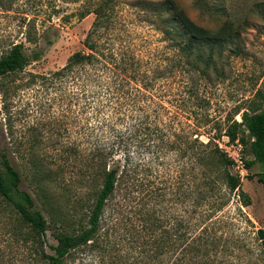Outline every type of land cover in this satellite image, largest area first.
Wrapping results in <instances>:
<instances>
[{
	"label": "trees",
	"instance_id": "obj_1",
	"mask_svg": "<svg viewBox=\"0 0 264 264\" xmlns=\"http://www.w3.org/2000/svg\"><path fill=\"white\" fill-rule=\"evenodd\" d=\"M4 1L10 0H0V4ZM116 2L95 0L91 8L80 12V18L95 14L84 49L72 53L58 69L28 71L41 54L28 56L23 43L7 49L0 46V111L5 122L0 136L6 140L0 139V264H14L17 253L23 254L26 264H73L70 260L77 249L99 248L109 200L123 185L136 191L143 171L147 175L159 172L160 184L152 189L160 191L157 195L162 203L167 206L174 201L185 209L180 220L168 215L169 206L161 209L164 215H158L154 205L147 209L146 202L132 210L139 227L134 223L129 230L140 241L138 256L146 264H217L218 255L230 250L228 244L218 249L217 232L223 228L219 213L232 195H238L244 206L251 203L240 174L233 171L235 160L216 142V136L222 137V128L202 123L214 117L201 83L209 79L211 71H217L221 47L229 45L232 53H240L235 43L248 18L227 12L217 0H195L211 13L223 12L225 19L212 28L195 21L177 0L161 1L156 3L160 7L153 20L167 51L143 56L142 49L127 36H107L115 21ZM32 92L25 107L16 105V98ZM39 94L43 102L38 100ZM52 95H56L60 111L55 122L64 129L60 134H69L68 124L73 123L77 139L61 143L59 157L48 160L38 154L42 142L39 123L30 126L27 121L35 131L29 140L27 124L19 128L17 121L27 118L35 106L46 109L48 103L51 107ZM255 97L248 109L237 112L242 120L232 119L224 133L228 143L239 140L243 147L246 133L251 137L253 158H243L247 170L256 162L264 164V90L259 89ZM204 133L208 141L202 139ZM10 154L20 160L22 173ZM71 162L79 167L82 183L101 179L89 213L79 216V225L72 231L68 228L76 224V213L52 212L49 221L37 205V198H49L57 175H51L57 172L51 166L66 168ZM23 176L37 197L22 189ZM257 177L264 183V171ZM238 210L242 215V209ZM52 226L57 244L50 245L53 253H49L47 234ZM257 239H262L264 247V229H257ZM4 247L9 259L2 252Z\"/></svg>",
	"mask_w": 264,
	"mask_h": 264
},
{
	"label": "rangeland",
	"instance_id": "obj_2",
	"mask_svg": "<svg viewBox=\"0 0 264 264\" xmlns=\"http://www.w3.org/2000/svg\"><path fill=\"white\" fill-rule=\"evenodd\" d=\"M95 0H10L0 4V46L9 48L13 44L23 43L26 54L30 57L34 53L41 54L38 60H32L28 71L35 73H45L58 69L66 64L69 56L77 50L84 49L83 41L87 36L95 14L89 13L86 17L80 18V12L87 11L92 7ZM164 0H117L114 5L113 15L115 21L106 32L107 36L122 35L142 49L143 56L155 53L153 56L167 51L164 47L166 42L163 34L158 30L153 18L157 15L159 3ZM189 13V15L201 25L207 27H217L224 19L223 12L216 15L195 4V0H177ZM229 13H235L240 17L248 18V25L243 30L242 37L235 45L240 46V53H232V46L221 47V56L216 61L217 71H211L209 79L201 81L202 88L207 98L210 99V113L213 119L204 125L215 124L222 128L221 138L218 136L216 142L228 154L237 155L239 144L235 147L227 148V136L225 129L232 119L242 120L239 110L248 109L255 100V95L259 89L264 90V0H217ZM166 13L165 15H168ZM125 39V38H124ZM120 43V42H118ZM216 53L218 52L219 48ZM2 51L0 50V55ZM34 92L25 93L23 98H16V105L25 107L28 97H33ZM38 100L44 101L43 95L39 94ZM50 107L46 104V109H39L35 106V111L31 112L27 118H18L17 127L22 125L27 131L29 140L35 131L29 128L39 123L42 131L39 138L41 148L38 154L48 160L50 157L58 158L61 154V143L74 141L77 139L76 124H68V133L60 134L64 131L55 119L60 111L54 100ZM2 97L0 93V110L2 108ZM50 111V113H49ZM30 119V120H29ZM26 122V123H25ZM4 114L0 111V133L4 128ZM51 123L50 125H48ZM1 135V134H0ZM247 144L241 150L242 157L252 159L250 141L251 137L246 133ZM3 141L5 137L2 135ZM204 141H208V135H202ZM6 141V140H5ZM60 142V143H59ZM5 144L3 142L2 146ZM231 149V150H230ZM14 166L21 172L20 160L15 154H10ZM60 160L58 159L57 162ZM72 164V165H71ZM66 168L51 167L57 172H52L53 184L49 189L48 200L43 201L37 198V205L50 221L52 212L76 213V224L68 229L72 231L73 226L79 225V216H86L95 200V193L101 187V179H91L87 183H82L83 175L79 167L71 162ZM64 169V171H62ZM155 169H158L156 167ZM235 173L238 168H233ZM264 171V164L256 162L250 169L240 174L242 189L245 191L251 203L244 206L238 195H232L229 204L219 213L222 218L223 228L218 234V249L225 244L229 245L227 253H220L217 257V264H264V247L261 245L262 239H257V229H264V183L258 180L257 173ZM143 171L138 179V189L131 191L123 185L118 188L109 200L103 214V233L98 239L99 248L94 250L77 249L75 257L70 261L73 264H146L143 256H138L140 241L133 239V231L130 227L136 223L132 210L140 208L143 202L148 203L147 209L152 205L157 207L158 215L165 214L161 209L167 208L168 215L173 219L184 218L185 209L181 203L173 201L166 206L162 203L159 192L155 191L160 184L159 172H152L150 175ZM22 173V172H21ZM161 173V172H160ZM150 181H152L150 183ZM150 184V185H149ZM22 189L30 191L35 197V189L23 176ZM154 188V189H152ZM152 191V192H151ZM154 192V193H153ZM136 205H138L136 207ZM135 207V208H134ZM243 213L239 215L238 208ZM167 215V216H168ZM248 217L251 221L246 220ZM133 218V220H132ZM74 222V221H73ZM137 229V227H136ZM47 251L53 253L50 245H56L53 226L47 234ZM138 245V246H137ZM132 246L135 248L133 249ZM240 247V248H239ZM2 251L9 259L7 247ZM15 249V248H14ZM17 251V250H16ZM14 255L11 259L14 264H26L23 254ZM69 261V263H70ZM10 264V263H9Z\"/></svg>",
	"mask_w": 264,
	"mask_h": 264
},
{
	"label": "built area",
	"instance_id": "obj_3",
	"mask_svg": "<svg viewBox=\"0 0 264 264\" xmlns=\"http://www.w3.org/2000/svg\"><path fill=\"white\" fill-rule=\"evenodd\" d=\"M235 143L239 144V148L237 149V155H233V154H229L236 162V167L238 168L239 172H241L240 174L242 175L244 171H246V166L243 160V157L241 155V150L243 149V145L239 142V140H236ZM235 143H231L230 145H226V147L232 148L235 147ZM231 150V149H230Z\"/></svg>",
	"mask_w": 264,
	"mask_h": 264
}]
</instances>
